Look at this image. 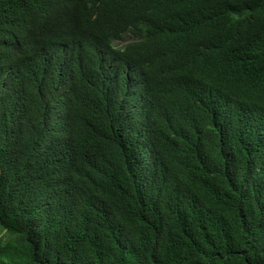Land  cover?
Returning a JSON list of instances; mask_svg holds the SVG:
<instances>
[{
	"label": "trees",
	"instance_id": "obj_1",
	"mask_svg": "<svg viewBox=\"0 0 264 264\" xmlns=\"http://www.w3.org/2000/svg\"><path fill=\"white\" fill-rule=\"evenodd\" d=\"M89 1L0 0L37 45L0 66V264H264V0H139L133 28ZM71 29L176 76L116 99Z\"/></svg>",
	"mask_w": 264,
	"mask_h": 264
},
{
	"label": "clouds",
	"instance_id": "obj_2",
	"mask_svg": "<svg viewBox=\"0 0 264 264\" xmlns=\"http://www.w3.org/2000/svg\"><path fill=\"white\" fill-rule=\"evenodd\" d=\"M89 4L95 9L94 16H97L100 13L102 15H106V10L112 9L114 6L116 8L123 9L124 15L116 13L114 19L120 22V27H122L124 21L130 26V28H133L134 21H138V15L136 11L143 9L139 3V0H90ZM109 14H111V12ZM124 34L137 38V35L131 30H127ZM11 36L15 37V35ZM112 38L113 34L110 36L111 48L106 49L112 50L115 47L118 56L113 60H111L110 56L113 55V52H111V54L108 53L107 57L104 56V51L106 49H104L101 44H99V48L102 49L101 51L97 49L98 47L84 42L80 37V31L76 32L71 29V31L65 34L62 39L57 38V40H61V45L64 46V51L69 57L77 60H83L86 66L97 67L99 70V84L105 85L107 90L108 84L111 85L112 83L108 73V70L111 69L113 75L118 78V81H116L114 84V89L117 93L116 99L121 100L123 98L125 101L130 99V97L127 96V91L131 95V98L139 89L150 91L152 88V76H155L156 81L160 83L168 82L171 80V78L176 76L170 71L171 64L169 62L162 64L155 58H151L148 60H141V62L138 63L131 56H129V54L121 55L117 49H124V44H126L127 41H124V44L118 45V43L123 41V36H120L118 40ZM18 40L19 35L16 36L15 39L10 38L9 40L0 41V66L6 65L9 68L12 66L5 57L4 50L6 49L11 50L13 52V56L18 55L22 61L31 55L36 56V43L33 45L32 50L27 52L29 50L27 39H24V43L27 46L26 50H22L18 46ZM69 41L72 43V46L69 45ZM125 64L132 68V81L134 86H131L130 88L127 86V80L130 76L125 69ZM153 68L155 71H153ZM4 89L5 92H13L15 90V81H10L9 87L5 86ZM109 93L110 92L108 91V95Z\"/></svg>",
	"mask_w": 264,
	"mask_h": 264
},
{
	"label": "bare ground",
	"instance_id": "obj_3",
	"mask_svg": "<svg viewBox=\"0 0 264 264\" xmlns=\"http://www.w3.org/2000/svg\"><path fill=\"white\" fill-rule=\"evenodd\" d=\"M112 39L118 40L119 37H114V38H112ZM137 40H138V38H136V37L128 36V35H126V34L123 35V41H127L126 44H124L125 46H126L128 43H130V42H134V41H137ZM113 46H114V45H113ZM62 48H63V50H64V47H62Z\"/></svg>",
	"mask_w": 264,
	"mask_h": 264
},
{
	"label": "rangeland",
	"instance_id": "obj_4",
	"mask_svg": "<svg viewBox=\"0 0 264 264\" xmlns=\"http://www.w3.org/2000/svg\"><path fill=\"white\" fill-rule=\"evenodd\" d=\"M124 44V41H122L121 43H118V45ZM1 227V226H0ZM4 233V231L2 230V228H0V236Z\"/></svg>",
	"mask_w": 264,
	"mask_h": 264
}]
</instances>
